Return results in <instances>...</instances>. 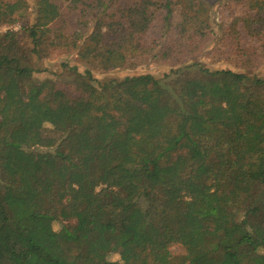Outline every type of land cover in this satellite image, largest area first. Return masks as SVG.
I'll return each instance as SVG.
<instances>
[{
  "label": "trees",
  "instance_id": "16d2710c",
  "mask_svg": "<svg viewBox=\"0 0 264 264\" xmlns=\"http://www.w3.org/2000/svg\"><path fill=\"white\" fill-rule=\"evenodd\" d=\"M245 1L259 20L243 28L259 33L264 0ZM28 6L0 0V24ZM211 8L37 0L22 27L32 54L73 48L86 66L68 88L35 78L45 69L26 63L14 31L0 36V264H264V78L186 63ZM157 10L165 27L180 14L170 70L94 77L150 56L142 37ZM65 13H77L75 28ZM225 30L233 56L248 58L237 19Z\"/></svg>",
  "mask_w": 264,
  "mask_h": 264
},
{
  "label": "rangeland",
  "instance_id": "374dc122",
  "mask_svg": "<svg viewBox=\"0 0 264 264\" xmlns=\"http://www.w3.org/2000/svg\"><path fill=\"white\" fill-rule=\"evenodd\" d=\"M37 0H28V8L24 11L14 14L11 20L4 24H0V36L8 30L16 33L19 45L24 49L25 54L29 55L26 63L34 67L45 69L44 72L35 74L36 79L51 77L56 82L65 88L73 86L78 80V74L83 72L85 64L77 56V50L73 48H49L44 51L40 57L33 55L31 52L32 42L26 36L23 26L29 25L33 21L34 13L31 7ZM64 9L67 5V0H54ZM211 12V30L208 33L204 47L200 53L195 54L186 60V63L192 61L202 62L204 65L212 69L229 68L235 71H243L248 75H256L264 78V28L256 33L254 29L247 31L243 28L242 18L249 20L256 26V21L259 20V13L249 8L245 0H210ZM264 9L259 8V12ZM64 18L67 21L66 30L76 27L77 13H65ZM237 19V28L240 35L241 45L244 49L250 50V55L246 53L233 56L240 46H230L229 40L236 34L229 37L226 31L232 19ZM180 20L179 12H174L171 18V26L165 27L163 21V13L161 10L155 12V20L147 32L143 35L142 43L144 46L153 47L154 50L150 56L136 67L124 66L122 68L111 71L92 70L94 77L98 79L107 78H122L126 75H134L139 73H152L156 76H162L167 73L172 67V54L166 55L170 49L177 46V41L180 40V34L177 27V22ZM167 48L170 50L167 51ZM166 51V53H165ZM105 49L100 50L104 54ZM160 111L155 112L160 115ZM68 225L74 224V220L67 222ZM172 252L175 255L182 254V249L178 246L172 247ZM109 260H116L117 255L108 254Z\"/></svg>",
  "mask_w": 264,
  "mask_h": 264
}]
</instances>
